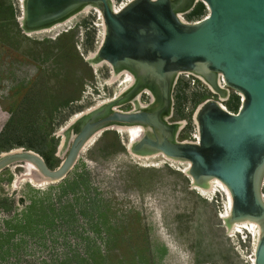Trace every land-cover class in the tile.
<instances>
[{"label":"rangeland","instance_id":"rangeland-1","mask_svg":"<svg viewBox=\"0 0 264 264\" xmlns=\"http://www.w3.org/2000/svg\"><path fill=\"white\" fill-rule=\"evenodd\" d=\"M173 5L188 22L208 11L202 0ZM21 8L20 0H0V154L31 149L52 168L70 143L69 118L116 96L124 75L111 78L108 63L89 58L103 31L93 8L28 31ZM226 89L221 98L198 74H175L165 116L182 121L173 137L192 139L194 112L208 98L236 111L239 95ZM150 97L138 95L141 103ZM127 142L125 130H100L52 181L22 159L1 166L0 264H252L255 237L226 232L220 188L192 185L186 159L137 153Z\"/></svg>","mask_w":264,"mask_h":264},{"label":"water","instance_id":"water-1","mask_svg":"<svg viewBox=\"0 0 264 264\" xmlns=\"http://www.w3.org/2000/svg\"><path fill=\"white\" fill-rule=\"evenodd\" d=\"M202 1L208 12L188 22L179 18L174 0H130L118 10L110 0H23L20 20L26 31L49 26L92 3L100 12L103 32L94 56L88 57L113 64L114 73L130 70L135 81L114 100L69 118L64 128L68 131L72 126L74 131L55 167L49 168L37 152L21 148L0 154V168L22 159L33 164L38 175L58 179L72 166L92 132L113 122L141 121L148 129L129 149L141 154L158 150L186 159L191 184L204 188L209 187L210 177L217 176L232 197L230 213L223 217L226 232L233 220L257 221L260 235L253 262L264 264V196L259 194L264 172V0ZM185 70L201 76L221 98L227 89L220 86L218 73L227 87L242 94L236 111L211 98L199 104L195 141L175 139L182 121L165 120L173 78ZM143 86L153 93L150 104L127 111L112 108Z\"/></svg>","mask_w":264,"mask_h":264},{"label":"bare ground","instance_id":"bare-ground-1","mask_svg":"<svg viewBox=\"0 0 264 264\" xmlns=\"http://www.w3.org/2000/svg\"><path fill=\"white\" fill-rule=\"evenodd\" d=\"M130 0H125V1H122L121 3H119L118 5H116L115 4V2H114V0H110V2H111V5H112V7L115 9V10H118L121 6H123V5H125L127 2H129ZM195 1V0H194ZM193 1V2H194ZM20 2H23V0H20ZM88 8H93L94 10H96L97 12H98V15H99V17H100V12H99V10L98 9H96L94 6H93V4L92 3H86V4H84L83 6H81L80 8H78V9H80V10H85V9H88ZM206 8H207V6H206ZM22 9V8H21ZM77 9V10H78ZM207 10H208V8H207ZM75 12V11H74ZM208 12V11H207ZM176 13L178 14V16H179V18H181V20H183L182 19V17L180 16V14L178 13V10H176ZM72 14V13H71ZM70 14V15H71ZM69 16V15H68ZM67 17V16H66ZM65 17V18H66ZM101 20V19H100ZM58 21H60V20H58ZM58 21H55V22H53V23H51V24H54V23H56V22H58ZM184 21V20H183ZM50 24V25H51ZM49 25V26H50ZM101 26H102V28H103V23L101 22ZM103 32V31H102ZM101 38H102V34H101ZM101 41V40H100ZM100 41H99V43H100ZM99 45V44H98ZM98 47V46H97ZM96 50V49H95ZM95 50H94V54H95ZM92 54V53H91ZM94 54H93V56H94ZM99 60H104V59H99ZM106 63H108L110 66H111V73H112V76H111V78H115L117 75H121V74H123L124 75V81H125V85H124V87H122L121 88V92L124 90V89H126L127 87H129L132 83H134V81H135V77H134V74L130 71V70H128V69H120V70H118L116 73H114L113 72V69H114V67H113V64H111V63H109L108 61H106V60H104ZM185 71H188V72H192V71H190V70H185ZM179 72H181V71H177L176 72V74H178ZM183 72V71H182ZM202 78V77H201ZM221 79H223L222 78V76H221V74L220 73H218V82H219V84H220V86L221 87H223V88H226L225 86H223V84L221 83L222 81H221ZM224 80V79H223ZM121 92H119L116 96H113L112 98H110V99H108V100H114ZM140 93H149L150 94V101L148 102V103H141L140 101H139V99H138V95L140 94ZM241 95V99H242V94H240ZM153 98H154V96H153V93H152V91L148 88V87H146V86H143L142 88H140L132 97H130L128 100H126V101H132V103H133V108H131V109H136V108H139V107H143V106H146V105H148V104H150L152 101H153ZM240 99V100H241ZM105 101H107V100H105ZM104 101V102H105ZM219 102V101H218ZM121 103V102H120ZM123 103V102H122ZM221 105H223L221 102H219ZM97 105V104H96ZM96 105H94V106H96ZM118 106H119V104L117 103H115V104H113L112 105V108L114 109V110H120V111H127V110H122V109H119L118 108ZM199 106V105H198ZM224 106V105H223ZM91 108H93V107H90L89 109H91ZM198 108V107H197ZM197 108H196V110H197ZM89 109H87V110H89ZM130 110V109H129ZM196 110H195V112H194V118H195V122H196ZM86 111V110H85ZM85 111H82L81 113H83V112H85ZM80 113V114H81ZM79 114V115H80ZM77 116H74V118H76ZM105 128H108V129H113V128H115V129H117V130H120V131H126L127 133H128V142H127V146L129 147L130 146V144L134 141V140H136L146 129H148L146 126H144V123L143 122H141V121H137V122H133V123H116V122H113V123H111V124H109L108 126H106V127H104V129ZM100 130H103V129H99V130H97V131H94V132H92L87 138H86V140H85V142L83 143V145L91 138V136L93 135V134H95V133H97V132H99ZM197 137H198V133H196L195 134ZM83 145L81 146V148L83 147ZM22 147H14V148H11V149H9V150H19V149H21ZM80 148V149H81ZM79 149V150H80ZM9 150H7V151H9ZM7 151H4L3 153H2V151H1V154H5ZM25 162V161H24ZM27 163H29V162H27ZM29 164H31V163H29ZM187 164H189L188 163V161H187ZM31 165H33V164H31ZM28 166V165H27ZM30 166V165H29ZM34 166V165H33ZM38 175V174H37ZM188 175H189V178H190V180H191V182L193 181V177L191 176V174H189L188 173ZM38 177H41V180L42 181H48V180H55V179H50L49 177H47V176H45V175H38ZM208 182H209V187L208 188H204V187H202L201 185H196V184H192V185H194V186H198L201 190H203V191H212V190H214V189H216V188H220L222 191H223V193L225 194V196H226V214L225 215H223V216H227V215H229V213H230V208H231V204H232V197H231V194H230V191L228 190V188H227V186L217 177V176H212V177H210L209 179H208ZM201 186V187H200ZM259 194L260 195H262V196H264V193L263 192H261L260 190H259ZM227 226V225H226ZM246 230V231H248L249 233H251L254 237H255V242H254V249H253V252H254V250H255V247H256V244H257V242H258V239H259V235H260V225H259V223L257 222V221H255V220H252V219H241V220H233V225L230 227V229H229V231L230 232H233V231H235V230ZM254 254V253H253ZM254 255H253V258H252V264H254Z\"/></svg>","mask_w":264,"mask_h":264},{"label":"built area","instance_id":"built-area-1","mask_svg":"<svg viewBox=\"0 0 264 264\" xmlns=\"http://www.w3.org/2000/svg\"><path fill=\"white\" fill-rule=\"evenodd\" d=\"M221 83L223 84V86H225V87H227L226 86V84H225V82H224V80L223 79H221ZM233 90V89H232ZM235 91V90H234ZM238 95H239V102L241 103V93H239L238 91H235ZM241 99V100H240ZM223 106V105H222ZM223 107H225V106H223ZM226 108V107H225ZM227 109V108H226ZM230 111V110H229ZM196 123V122H195ZM196 133H198V130H197V126H196V128H195V131H194V133L192 134V139L191 140H193V141H195V140H197V136L195 135Z\"/></svg>","mask_w":264,"mask_h":264}]
</instances>
